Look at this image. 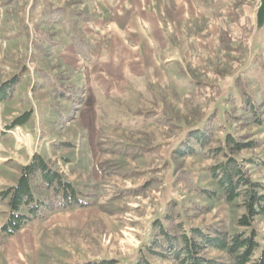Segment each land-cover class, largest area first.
I'll return each instance as SVG.
<instances>
[{
  "label": "rangeland",
  "instance_id": "1",
  "mask_svg": "<svg viewBox=\"0 0 264 264\" xmlns=\"http://www.w3.org/2000/svg\"><path fill=\"white\" fill-rule=\"evenodd\" d=\"M114 1L0 0V86L21 75L14 97L0 104V192L14 186L21 169L39 154L94 195L90 207L56 211L28 223L14 237L0 236V264H133L151 240L153 222L163 219L170 202H176L174 212L186 229L216 228L228 237L244 231L237 225L244 214L240 200L225 202L208 173L224 161L228 149L216 157L203 153L224 149L228 134L254 145L233 156L264 187V123L255 125L234 86L238 78L248 82V91L264 106L260 0H208L211 7L196 15L178 20L171 15L162 29L166 48L152 51L148 60L142 51L133 54L126 34L118 41L116 35H106L113 30L109 16ZM124 1L112 13H122L128 7ZM171 1L176 2L163 0L173 12L187 5ZM199 2L195 5L202 7ZM47 6L63 13L51 20ZM172 21H177L176 35ZM72 27L87 40L89 60L69 48ZM37 29L59 46L52 49L43 41L47 54L34 62L31 44ZM39 70L58 77L63 88L81 90L80 95L57 98L39 80ZM26 113L31 114L28 122L11 127ZM260 116L264 120V107ZM209 120L211 144L195 156L174 155L187 133ZM60 143L71 146L57 147ZM177 169L188 172L196 188L218 196L209 198L176 182ZM8 213L0 202V227ZM253 226L264 249V215ZM204 253L230 261L214 248Z\"/></svg>",
  "mask_w": 264,
  "mask_h": 264
},
{
  "label": "trees",
  "instance_id": "2",
  "mask_svg": "<svg viewBox=\"0 0 264 264\" xmlns=\"http://www.w3.org/2000/svg\"><path fill=\"white\" fill-rule=\"evenodd\" d=\"M45 8L48 10V16L51 20L57 19L63 13L60 9H51L49 6ZM70 30V43L74 54L83 60H89L91 50L87 40L77 33L75 27ZM43 41L48 44L49 48L59 46L50 39L48 34L37 29L36 38L31 44L33 50L30 59L34 62L47 54L43 44H41ZM38 74L39 80L48 86L59 99L73 100L75 96L81 93V90L63 88L56 76H50L41 70L38 71ZM20 78L21 75L15 76L0 86V104L14 97ZM234 86L238 89L241 107L245 111H249L248 113L254 117L255 125H263L264 120L260 116V108L264 106L261 107L252 93L248 91L249 83L238 78ZM79 101L78 106L80 107L83 100ZM30 116V113H26L16 118L11 127L24 125ZM68 119L71 121L74 118ZM212 137V120H209L203 128L188 132L174 155L180 157L198 155L211 144ZM224 144V149L216 148L213 151L208 150L203 153L216 157L228 149L229 153L224 152V161L210 167L208 173L216 182L225 202L230 204L240 200L244 214L237 220V225L245 230L228 237L226 233H222L216 228L208 232L199 228L186 229L179 215L174 212L177 206L176 202H170L163 219L153 222L151 240L133 264H155L150 259L152 257L162 261L171 260L175 264H264V249L260 248V244L256 240L257 233L253 226L255 218L264 215V194H262L264 187L253 182L244 170L242 163L233 156L254 145L239 143L230 134L225 136ZM70 146L69 143L57 145V147L63 148ZM178 170L175 173L176 182H184L188 188L198 194L208 195L209 198L218 196L216 192L196 188L190 174ZM93 198V194L84 192L74 183L68 181L41 155L34 154L29 163L21 169L16 184L0 192V202H5L9 210L5 222L0 227V236L3 238L14 237L28 223L44 220L56 211L90 207L93 205ZM209 248L225 252L230 261L207 257L204 252ZM115 263L114 260H99L84 264Z\"/></svg>",
  "mask_w": 264,
  "mask_h": 264
},
{
  "label": "crops",
  "instance_id": "3",
  "mask_svg": "<svg viewBox=\"0 0 264 264\" xmlns=\"http://www.w3.org/2000/svg\"><path fill=\"white\" fill-rule=\"evenodd\" d=\"M182 1L187 3V5L178 6L177 8H175V10L177 11L173 12V10L170 11V7L165 6L163 0H125L124 2L128 3V7L125 6L126 8L122 13L118 12L115 14L112 12L116 8V6L122 4V0H115L114 2H112L113 4H115L114 6L111 5L112 7L110 9H112V12L111 16H109V19L111 21V28L113 30H111L110 33V30L105 31L106 35H116V40L118 41V37L120 34H126L128 36V40L131 45L130 49L133 51V54H136L138 52L137 54L141 55L140 52L142 51L144 52V55H142V57L148 60V58H150L151 56L152 51L166 48L165 42L163 41L166 34L162 29L163 26L166 25L165 22H167V19L169 17L173 16L174 20H178L179 18L196 15V13L202 12L201 9L211 7L208 6L210 4H208V0H198L200 1L199 3L202 5V7L199 4L195 5V2L197 0ZM171 2L173 3L175 1ZM175 3H177V0ZM44 10L47 9L44 7ZM169 13L171 14L169 15ZM103 21L105 22V18L103 19ZM176 23L177 21H172L171 23V26H174L175 35L177 34L175 28ZM5 39H3L2 41H4ZM6 43L7 42H5L4 45ZM157 44H159L158 47L156 46ZM112 45L113 44L111 43L110 50H114V45ZM69 48L72 49L71 43L69 44ZM62 58L65 59V56H63ZM137 59L138 58L134 60Z\"/></svg>",
  "mask_w": 264,
  "mask_h": 264
},
{
  "label": "water",
  "instance_id": "4",
  "mask_svg": "<svg viewBox=\"0 0 264 264\" xmlns=\"http://www.w3.org/2000/svg\"><path fill=\"white\" fill-rule=\"evenodd\" d=\"M258 15H259V18L264 19V0H260Z\"/></svg>",
  "mask_w": 264,
  "mask_h": 264
}]
</instances>
